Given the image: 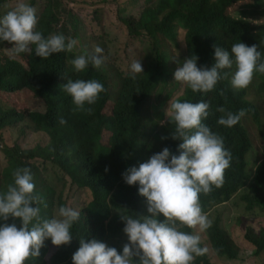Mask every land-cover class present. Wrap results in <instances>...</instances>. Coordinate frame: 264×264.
Returning a JSON list of instances; mask_svg holds the SVG:
<instances>
[{
  "label": "trees",
  "instance_id": "16d2710c",
  "mask_svg": "<svg viewBox=\"0 0 264 264\" xmlns=\"http://www.w3.org/2000/svg\"><path fill=\"white\" fill-rule=\"evenodd\" d=\"M32 4H35L34 2ZM236 7L234 14L229 10ZM62 17L59 0L45 3L44 11L39 17L37 30L47 38L51 34H69L66 28L58 30ZM132 37L145 36L149 38V45L143 58L145 73L132 79L130 73L124 74L113 68H95L89 65L83 72H76L71 60L81 54L73 52L54 53L43 59L29 54L27 65L18 60L0 54V92L16 93L28 89L45 104L44 121L48 126L35 130L45 132L49 137L46 147H36L22 150L15 146L5 149L8 167L4 175L10 184L13 183L14 169L29 168L35 175L38 173L31 161L40 159L57 164L70 178L72 185L87 189L91 200L80 212L78 222L73 224L71 233L73 239L70 244L57 247L51 240H46L39 258H32L26 264H72L73 253L80 246V239H97L114 246L122 253L123 246H118L122 239L125 223L120 215H130L133 218L144 217V197L139 195V184L128 185L124 174L132 167H139L152 155L168 148L174 155H179L181 140L172 139L174 126L167 121L153 137L152 143H142L143 109L148 101L155 83L165 80L171 74L170 56L166 51L167 41L181 51L182 57L189 59L198 57V67H208L215 64V47L230 51L234 43L242 42L247 46L256 45L264 62V38L257 37L254 32L262 27L264 19V0H150L142 8L138 18L119 17ZM76 29V25H73ZM184 31V43L179 41V32ZM76 36V34H75ZM106 71L118 75L120 90L117 94L114 110L110 116L103 113L104 106L110 95ZM233 69H225L223 76L215 90L208 93H194L186 86L185 94L178 99L199 103L201 100L210 104L209 117L203 121L214 133L224 138V145L232 154L231 166L225 172L221 187H213L207 194H201L200 203L207 213L212 207L229 202L245 186L247 179V155L251 150L249 132L243 124V118L232 128L217 124V120L227 112L238 113L246 109V115L252 118L261 129L264 127V74L257 72L256 94L261 104L249 99V91L236 90L231 85ZM97 80L104 84L105 91L99 95L93 105L85 104V108L92 111H76L72 98L63 92V85L68 80ZM224 95H220V91ZM226 111L221 113L218 108ZM67 120L66 125H59V118ZM170 119V118H169ZM27 122L24 112L7 107L0 99V131ZM30 127V124H28ZM104 131L111 133V147L109 154H105L99 139ZM107 169V171H106ZM249 184V193L243 195L248 203L247 210L264 209V159L255 164ZM8 187V186H7ZM7 187L0 190L6 192ZM47 196L51 192L47 188ZM40 204V222L53 218L48 214L47 202ZM46 205V207H45ZM66 206L62 197L59 207ZM163 221L165 218L160 216ZM39 222V223H40ZM4 221H0L3 224ZM7 223L21 226L19 219L10 218ZM31 227V225L29 226ZM183 231L193 232L184 228ZM208 237L213 250L219 256L230 259L237 258L239 249L235 246L230 235L218 226V222L208 229ZM245 240L254 248V254L264 252V230L256 231L252 227L246 228ZM54 254L50 260V246ZM201 247L203 244L201 243ZM193 264H211L208 254L197 257Z\"/></svg>",
  "mask_w": 264,
  "mask_h": 264
},
{
  "label": "clouds",
  "instance_id": "9594fccd",
  "mask_svg": "<svg viewBox=\"0 0 264 264\" xmlns=\"http://www.w3.org/2000/svg\"><path fill=\"white\" fill-rule=\"evenodd\" d=\"M38 23L37 9L25 0H17L16 6L0 17V40L12 45L7 49L12 56L32 52L34 46L35 55L47 59L54 53H71L79 45L77 39L63 34L45 38L37 30ZM214 49L215 64L210 69L198 67V57L193 56L176 69L175 81L194 93H208L215 90L222 78H227V73L221 75L225 69L234 68L231 85L236 90L248 88L257 72L264 74V62L256 45L238 42L230 51L215 46ZM103 51L96 46L95 54L77 55L71 60L74 70L83 72L89 65L99 68L104 61ZM140 73H143L142 63L134 60L130 76L135 79ZM104 91V84L95 79L68 80L63 85V92L75 105L74 112L90 113L92 109H86L85 104H95ZM220 95H224L223 90ZM209 109L210 104L203 100L192 103L172 98L169 101L165 114L174 126L172 139L182 141L180 154L174 155L166 147L124 174L128 185L139 184V195L146 198L150 216L120 215L129 241L122 253L97 239L81 238L72 264H193L197 257L208 252L207 247H201L200 233L210 229L212 221L202 209L200 196L222 186L232 161L224 138L203 123L209 117ZM217 111L226 110L221 107ZM246 112V109L227 112L217 124L232 128ZM58 123L66 125L67 120L61 117ZM12 176L13 183L6 192L0 193V221H4L0 224V264H26L32 258H39L49 239L57 247L70 244L71 228L78 222L80 212L70 206H60L53 218L33 224L40 219L39 205L44 201L35 192L31 170L18 167ZM10 218L19 219L21 226L7 223ZM184 228L193 232L183 231Z\"/></svg>",
  "mask_w": 264,
  "mask_h": 264
},
{
  "label": "rangeland",
  "instance_id": "374dc122",
  "mask_svg": "<svg viewBox=\"0 0 264 264\" xmlns=\"http://www.w3.org/2000/svg\"><path fill=\"white\" fill-rule=\"evenodd\" d=\"M52 0H25L31 6L37 9L38 19L44 11L45 3ZM150 0H59L61 4L62 17L58 26V30L66 28L67 36H71L79 41L76 50L80 53H94V48L99 46L103 48L104 61L100 68L108 71L113 68L118 69L125 75L130 73V66L134 60L141 61L143 73L145 66L143 58L149 45V38L145 36L132 37L129 35L126 26L120 21L119 17L138 18L145 3ZM35 4H32V3ZM17 0H0V17L11 11L16 6ZM236 7L229 10L234 14ZM261 24L253 23L258 27L264 26V19ZM73 25H76L74 29ZM76 34V36H75ZM257 37L264 38V27L254 32ZM179 41L184 43L185 33L179 32ZM12 47L6 41L0 40V54L18 60L23 65H27L29 61V53H21L12 56L7 49ZM166 51L170 56L171 74L165 80L155 83L148 101L143 109V134L142 143H152L154 135L163 126L166 125L168 118L166 117V109L172 98L179 99L185 94V86L175 81L174 73L186 60L182 57L180 50L167 41ZM140 73V74H143ZM109 84L110 95L107 104L104 106L103 113L110 116L114 110L117 94L120 90L118 75L109 74L106 71ZM139 75V74H137ZM136 75V76H137ZM257 78H253L252 83L246 88L249 91V99L261 104L260 97L256 94ZM0 99L4 104L15 109L18 112H24L27 122L19 123L15 126L0 131V190L6 188L10 181L4 175L5 169L8 167V161L5 155V149H12L15 146L22 150H30L36 147H46L49 144L48 135L39 130H35V126H48L44 121L45 104L36 97L32 91L28 89L16 93L0 92ZM264 121V114L262 115ZM163 122V123H162ZM30 124V127L29 125ZM243 124L249 132L251 139V150L247 155L248 169L245 186L240 190L229 202L212 207L208 212L212 226L218 222V226L226 231L235 246L239 249L237 258L230 259L226 256H219L213 250L208 237V230L201 235V243L203 247H207L208 256L211 264H264V252L260 255L254 254L253 246L248 243L244 236L246 228L252 227L256 231L264 230V209L255 208L252 211L247 210L248 203L243 200V195L249 193V184L255 164L264 159V127L259 129L249 116L243 117ZM100 145L103 147L105 154H109L111 147V133L104 131L99 139ZM35 166L34 171L31 170L33 182L35 184V192L41 197L44 196L47 202V212L52 217L59 208V199L65 201L66 206H70L79 212L88 205L91 200L90 193L87 189H80L72 185L70 178L57 164L52 161H44L35 159L31 161ZM47 188L51 190L49 196L46 194ZM144 211L143 216L148 217L150 213L147 211V200L143 199ZM35 207V205H33ZM39 220H34L33 224H37ZM129 243L126 234H123L118 246H124ZM50 246V253L47 255L49 261L54 254V248ZM110 246H114L110 244Z\"/></svg>",
  "mask_w": 264,
  "mask_h": 264
}]
</instances>
